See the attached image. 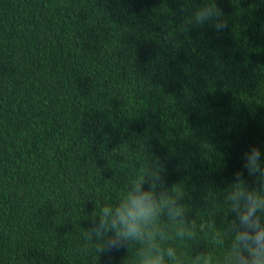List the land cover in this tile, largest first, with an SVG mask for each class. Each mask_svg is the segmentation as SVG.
<instances>
[{"label": "trees", "instance_id": "1", "mask_svg": "<svg viewBox=\"0 0 264 264\" xmlns=\"http://www.w3.org/2000/svg\"><path fill=\"white\" fill-rule=\"evenodd\" d=\"M203 2L0 0V264H104L79 250L124 194L121 160L167 161L199 221L201 193L264 150V0H217L219 33L189 26Z\"/></svg>", "mask_w": 264, "mask_h": 264}, {"label": "clouds", "instance_id": "2", "mask_svg": "<svg viewBox=\"0 0 264 264\" xmlns=\"http://www.w3.org/2000/svg\"><path fill=\"white\" fill-rule=\"evenodd\" d=\"M189 26H208L219 33L227 20L217 0H204L192 11ZM142 154L139 166L129 158L120 161L121 168L132 170L131 178L118 200L96 205L87 217L81 253H92L96 262L107 256L104 264H111L122 249L134 252L130 264H264V150L260 146L252 145L243 153L242 168L226 187L201 193L207 212L199 221L190 217L193 196L185 184L169 185L167 161ZM198 234L207 245L222 249L221 254L209 248L195 251L192 245ZM177 242L191 244L190 252L182 254ZM128 261L129 257L124 264Z\"/></svg>", "mask_w": 264, "mask_h": 264}]
</instances>
